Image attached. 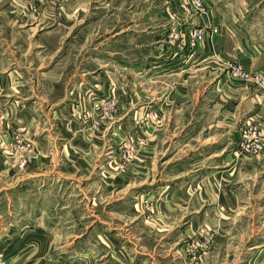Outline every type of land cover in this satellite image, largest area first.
<instances>
[{
    "label": "rangeland",
    "instance_id": "374dc122",
    "mask_svg": "<svg viewBox=\"0 0 264 264\" xmlns=\"http://www.w3.org/2000/svg\"><path fill=\"white\" fill-rule=\"evenodd\" d=\"M58 1L59 7L54 0L50 3L48 12L52 21L44 23L36 21L42 11H38L35 0H0V96L14 93L11 99L15 101L21 97L19 88L27 84L21 82L26 78L23 71L10 73L15 68L14 57L9 53L14 50L13 40L19 39L24 48L32 51L39 34L59 29L55 20L62 19L58 14L60 10L63 15L67 12L68 20L61 31L65 40L57 53L40 54V60L34 62L37 69L34 72L30 69V74L32 78H57L51 76L55 67L60 69L62 79L72 86V89L68 86V95H64L65 88L59 85L65 82H54L56 86L52 92L48 85L40 82L34 96L40 97L44 104L36 102L30 110L23 105L10 108L8 103L0 107V264H11L9 256L17 250L11 245L12 240H25L22 238L26 237L28 223L35 226L29 230L35 234V240L29 251L20 246L18 252L35 256L44 253L66 255L69 257L67 264H78L74 258L93 251L103 263L107 256L118 253L112 244L111 247L108 245L112 241L107 235L112 231L109 226L125 220L130 239L139 238L140 228L145 224L149 226V220L162 209L163 218L169 214L173 219L168 222L175 221V231L163 234L164 238L176 239L172 247H163L164 254L175 264H264L263 248L255 261L247 262L251 254L236 244L238 237H235L234 226L222 227V203L225 207L222 194L225 196L227 191L226 205H229L230 191L233 195L242 185L235 183L232 166L223 161L225 141L222 131L225 127L222 119L191 120L186 117V103L177 106L167 101L172 88L176 87L174 84L121 82L122 71L118 69L114 72L119 73L111 76L110 92L106 96L98 95L101 82L110 72L99 77L105 69L92 66L90 60L91 48L98 40L90 36L89 15L97 2L78 0L85 2L84 10L78 9L80 17L74 19L68 16L75 9L74 0ZM23 3L26 5H22L20 12ZM28 8L36 17L30 21L24 19ZM106 13L107 9L100 11V14ZM82 16L87 17L81 21ZM37 20L42 21L41 18ZM100 23V33H103L109 24L105 20ZM26 62L27 56L20 62L23 70L27 67ZM11 76L15 82H11ZM197 90L198 86L195 93ZM211 96L206 102L202 99L196 102L195 109L214 105L216 98ZM54 101L56 104H51ZM172 107L179 114L176 120L169 117ZM64 108L69 111L63 113ZM170 120L177 127L175 133L180 135L179 138L183 133L186 137L187 131L194 128L188 138L195 134L194 144L191 143L195 151L172 157L170 150L165 151L177 142V136L165 130L173 126ZM191 121L196 122L193 128L188 126ZM243 136L244 143L249 144L248 138ZM200 143L201 148L198 147ZM169 156L170 160L164 161ZM63 157L74 164L66 172L62 167ZM189 157L192 160H188ZM85 160L89 161L87 167L85 164L75 166ZM30 168L34 171H29ZM225 169L228 172L222 173ZM75 174L78 180H75ZM118 179L124 185L130 180L128 185L132 190L124 195L118 193V183L113 187L111 182ZM246 186L253 189L250 184ZM231 201L233 205L234 201ZM128 207L130 220L122 214ZM169 207L174 211L167 210ZM43 225H49L52 233H57L55 239L61 246H42L41 230L37 228H43ZM91 225L97 231L92 241L84 244L87 226ZM23 226L26 228L18 234L17 229ZM45 231L49 232V229ZM75 234L79 237L73 240ZM103 255L107 256L102 259Z\"/></svg>",
    "mask_w": 264,
    "mask_h": 264
},
{
    "label": "crops",
    "instance_id": "0c3cea01",
    "mask_svg": "<svg viewBox=\"0 0 264 264\" xmlns=\"http://www.w3.org/2000/svg\"><path fill=\"white\" fill-rule=\"evenodd\" d=\"M188 1L96 0L97 3L93 8L90 7L89 24H91V38L98 41L91 48L90 60L92 66L97 65L102 70L105 69L99 77H103L105 72H110L107 79L101 82L103 83L99 86L101 90H97L96 93L106 96L110 92V82L113 80L111 76L119 73L114 72L115 69H118L122 71L120 72L123 76L121 82H144V84L145 82H171L174 84L176 87L175 89L172 88L167 101L170 100L171 104L177 106L186 103L185 113L187 115H185L191 120L222 119V126L225 127L222 131V137L225 141V144L222 145V154L224 153L225 158L223 161H228L226 164L232 166L235 183L242 184L240 191L236 189L233 195L230 191V206L226 205L228 203L226 202L227 191L225 190V196L222 194V198L225 197L224 208L222 203V216L224 217V220L222 217V227L227 229L231 225L234 226L235 237H238L236 244L242 245L245 252L251 254L247 262H253V259L255 261L262 251L260 248L264 249V148L261 151L251 152L247 149L248 144L244 143L242 136L244 130L247 129L256 131L255 134L251 132L248 134V140L264 135V95L252 80L246 82L235 80L228 72L231 66L241 65L250 73H258L264 76V0H204L205 6L202 12L193 10L191 13H186L181 9V2ZM35 3L39 8L38 11L42 12L36 18L28 8L29 12L24 13L27 14L24 19L30 21L35 17L38 22H51L52 18L48 11L52 0H35ZM54 3L58 7L60 6L58 0H54ZM84 3V1L74 0L72 4L75 9L68 16L74 17V19L80 17L78 9L84 10ZM22 5L26 4H21L20 12ZM29 6H32L31 3ZM103 9H107V13L104 15L100 14ZM65 13L63 15L60 10L58 14H60L59 18L62 17V19L55 20L60 30L57 28V30L39 34L38 42L33 49L34 52L24 48L23 43L18 41L19 39L13 40L11 45L13 44L14 50L9 51V53L14 57L13 66L15 68L11 69L10 73L23 71L26 78L20 80L27 82V84H23L19 88L21 89L18 90L21 97L19 96V99L15 101L11 99L14 93L2 94L0 107L8 103L10 108L23 105L30 110L36 102L44 104L40 97L34 96L36 87L40 82H43L44 86L48 85L50 92L56 86L54 82H65L59 87L63 86L65 88L64 95H68V86L69 89H72V86L65 79H62L59 73L60 69L56 70L54 67L52 70L51 76H58L57 78H32L30 74V69L33 72L37 69L34 62L40 60V54L50 55L59 51L62 41L65 40V34L61 32L64 28L63 24L67 23L68 20ZM86 17L82 16L81 21ZM40 18L42 21L37 20ZM104 20L109 25L105 32L100 33V22ZM33 25L35 24L33 23ZM196 27H201L207 32L205 40L197 42L191 37L189 31ZM213 29H216L217 33H213ZM174 32H177V37L170 36V33ZM26 56L27 67L23 70L20 62ZM11 77V82H15L12 81L13 76ZM8 81L10 80L8 79ZM29 82L33 83L29 84ZM196 86H198L197 93H195ZM211 95L216 98L214 105L208 108L195 109L194 104L196 102L200 99L206 102L209 97H213ZM25 99L28 101H24ZM51 104L56 103L54 101ZM62 111L67 113L69 109L64 108ZM200 112L204 114H197ZM0 116H2V112ZM169 117L172 120L179 118L178 112L174 111L173 107L169 112ZM52 118H54V114ZM169 122L173 126L167 127L165 130L173 133L174 136L176 135L177 142L167 147L165 151L170 150L171 157L181 152L195 151L191 146V143L194 144L195 134L192 138L188 137L193 134V127L196 122L188 123V126L193 129L187 131L186 137H183V133L180 138V135L175 133L177 127L174 122L171 120ZM59 124L61 127V121ZM167 125L170 126L169 123ZM60 127H58L59 133ZM64 130L67 132V128ZM189 132L192 133L189 134ZM243 137L245 138V134ZM201 146V143L198 144V147L201 148ZM63 150L66 151L67 148L64 147ZM170 156L164 161L168 162ZM62 159L64 160L62 167L66 172L68 167L74 164L71 161L67 162L65 157ZM188 160H192V158L189 157ZM85 161H80L75 166L89 164V161ZM59 165L61 166V164ZM29 171H34V168H30ZM227 172V169L222 171V173ZM74 177L75 180H78V175L75 174ZM111 182H113V187L116 186L115 183H118V193L123 192V195L132 190L130 189L131 185H128L130 180L125 185L119 179L116 182ZM246 184H250L253 189H247ZM162 188L166 189L167 187ZM231 200L234 201L233 205ZM167 210L174 211V208L169 207ZM162 211L163 209L149 220V226L145 224L144 227L140 228L141 236L139 235V238L132 240L130 239V229L126 228L128 224L125 220L123 223L117 222L109 226L112 231L107 235L112 241L108 242V245L111 247L112 244L118 253L106 255L107 259L103 263L175 264L171 257L169 258L167 254H164L163 249V247H172L176 243V239L163 237L168 232L175 231V221L168 222L173 218H169V214H167V218H163ZM122 214L130 220L129 207L124 208ZM29 224L26 225L27 228L25 226L20 230L16 228L18 233L22 232L25 227L27 233L26 237L24 234L22 235V237L24 236L22 239L25 240H18L17 238L12 240L11 245L16 246L17 250L10 254V263L67 264L66 261L69 257L66 255L52 256L44 253L35 256L31 253L18 252L20 246L26 247L29 251V247L35 240L33 238L35 234L29 232L35 226ZM48 226L43 225V228H37L41 230L39 239L42 241V246L49 248L56 245L61 246L58 244L59 241L56 242L55 239L54 234L57 233H52L51 227L48 228ZM87 227V234H85V240L82 242L84 244L88 243L97 231L94 225ZM47 229L49 232L45 231ZM53 231L56 229L53 228ZM161 235L162 237H160ZM78 237L77 234L73 235V240ZM90 244L92 245V242ZM89 252L90 255H82L79 258H74V261L78 264H103L98 258L99 255H95L93 251ZM106 256L103 255L102 259ZM257 263H259L258 260Z\"/></svg>",
    "mask_w": 264,
    "mask_h": 264
},
{
    "label": "built area",
    "instance_id": "2783aa9c",
    "mask_svg": "<svg viewBox=\"0 0 264 264\" xmlns=\"http://www.w3.org/2000/svg\"><path fill=\"white\" fill-rule=\"evenodd\" d=\"M204 0H189L188 2H181V9L186 13H191L193 10L202 12L204 10ZM213 33H217L216 29H213ZM189 34L191 37L197 41L201 42L206 39L207 32L199 27V28H192L191 31H189ZM170 36L177 37V32L170 33ZM229 75L239 81H250L252 80L258 87L262 89V93L264 95V76L258 73H250L247 69H245L241 65H233L229 68ZM256 132L255 130H249L245 133V137H248L249 133ZM250 143L248 144L247 149L251 150V152H257L261 151L264 148V135H261L259 137H254L253 139L249 140ZM249 147V148H248Z\"/></svg>",
    "mask_w": 264,
    "mask_h": 264
}]
</instances>
